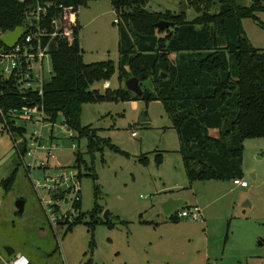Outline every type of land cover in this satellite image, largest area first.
<instances>
[{
  "label": "rangeland",
  "instance_id": "374dc122",
  "mask_svg": "<svg viewBox=\"0 0 264 264\" xmlns=\"http://www.w3.org/2000/svg\"><path fill=\"white\" fill-rule=\"evenodd\" d=\"M185 1L150 0L146 8L156 13H178L182 9L191 21L198 14L188 1L185 8ZM234 1L242 6L253 2ZM76 9L83 61L91 64L111 60L117 67L119 26L111 1L85 0ZM219 11V6L212 8L213 13ZM257 14L264 21V12ZM243 26L254 47L264 49V29L250 18L243 20ZM106 83L118 89V69L110 80L95 82L91 89L104 93ZM153 84L146 82L144 88L154 91ZM143 114L148 119L145 123L141 122ZM81 122L99 129V135L123 153L110 147L96 153L97 180L81 179L82 211L87 216L67 231L66 224L50 223L41 201V197L48 199L49 193L35 188L37 181H45L46 171L26 166L33 158L27 154L24 160L21 158L0 121V180L17 169L12 190L0 188V264H10L12 256H8L6 247L15 249V254H24L32 264H84L90 259L94 264H264V138L244 142L246 188L234 185L233 180L196 181L190 185L178 152L179 136L161 101L87 103ZM18 123L27 124L28 135L40 131L43 142L56 146L51 166H74L79 152L92 164L86 154V140L68 131L62 113L43 127ZM157 151L164 155L161 165L155 160ZM45 155V151L38 152V158ZM143 156L149 158L146 165L139 161ZM176 185H183L180 193L184 192L189 206L198 204L203 208L206 220H168L162 199L169 191H178ZM19 200L25 201L23 214L16 207ZM96 201L103 209L102 219L110 212L113 227L99 223L92 231L87 225Z\"/></svg>",
  "mask_w": 264,
  "mask_h": 264
},
{
  "label": "trees",
  "instance_id": "16d2710c",
  "mask_svg": "<svg viewBox=\"0 0 264 264\" xmlns=\"http://www.w3.org/2000/svg\"><path fill=\"white\" fill-rule=\"evenodd\" d=\"M84 1L76 0L73 5L78 8ZM110 1L119 20L118 66L111 60L91 64L83 61L78 24L75 41L61 42L52 55L53 75L45 82L42 97L34 90L22 92L17 78L0 76V105L4 112L41 103L47 121L52 122L62 113L67 129L75 131L80 140H86V154L92 160L89 165L80 152L76 154L74 167L80 179L97 180L96 153H103L104 147L123 152L101 137L99 129L82 124L84 104L161 101L179 136V152L190 184L243 179L245 140L264 138V49L254 47L242 21L250 18L264 29V21L257 14L264 12V0H253L250 6L234 0H187L198 14L191 21L185 13L148 11L150 0ZM215 6L220 9L217 13L212 12ZM25 10V5L15 0H0V31H13L23 25ZM160 21L175 26L161 32L156 26ZM116 69L118 89L107 88L104 93L91 89L95 82L110 80ZM132 77L139 79L142 97L123 86ZM149 81L154 83V91L144 88ZM0 121L3 123L1 117ZM224 123L229 128L226 132H222ZM4 128L15 143L20 140L19 151L24 153L29 138L27 129L15 122H9V128L4 124ZM214 129L218 130L216 136L212 134ZM155 160L161 165L163 153H156ZM139 161L146 165L149 158L143 156ZM16 174L17 169L0 180L1 190H12ZM102 213L96 201L87 222L92 231L99 223L114 226L110 218L100 217ZM86 216L81 211L67 231L82 223ZM168 220L180 221L176 215ZM94 246L92 238L90 248L93 250ZM84 264H94L93 259Z\"/></svg>",
  "mask_w": 264,
  "mask_h": 264
},
{
  "label": "built area",
  "instance_id": "2783aa9c",
  "mask_svg": "<svg viewBox=\"0 0 264 264\" xmlns=\"http://www.w3.org/2000/svg\"><path fill=\"white\" fill-rule=\"evenodd\" d=\"M15 1L25 5V19L23 25L18 26L22 29V34L12 48L1 41L7 32L0 31L2 43L0 44V76L6 79L17 78L22 92L34 90L42 97L45 82L53 75V66L47 60L49 58L52 61L51 44L54 42L57 50L61 42L75 41L79 24L76 18L77 9L73 5L76 0ZM118 22L119 20L116 19L115 23ZM0 117L8 128L9 122H15L16 126H24L28 129L27 124L18 122H30L43 127L48 116L44 105L35 103L34 106L22 109H10L7 113L0 105ZM132 136L136 137L137 133L133 131ZM28 137L27 149L24 153L19 151L20 140L15 144L23 160L26 154L33 158V162L26 164L28 168H43L47 173L44 182L39 180L34 184L37 190L41 188L49 193L48 199L45 198L46 196L41 197L42 206L53 226L66 224L68 227L80 217L82 211V206L79 207V204H82L79 171L74 166L50 165L51 159L55 157L56 146L52 142L50 144L43 142L40 131H35ZM39 151H45V157L38 158ZM233 184L243 188L248 186L247 181L240 178L233 179ZM172 215H176L179 219L195 221L204 219L203 210L198 204L179 209ZM10 264H31V260L24 254L18 253L11 257Z\"/></svg>",
  "mask_w": 264,
  "mask_h": 264
},
{
  "label": "water",
  "instance_id": "95a60500",
  "mask_svg": "<svg viewBox=\"0 0 264 264\" xmlns=\"http://www.w3.org/2000/svg\"><path fill=\"white\" fill-rule=\"evenodd\" d=\"M184 6L185 8L187 7V1L184 2ZM184 11L181 9L177 15H181L183 14ZM157 28L159 31L161 32H164L166 31L167 29L171 28V27H174L175 24L172 23V22H168V21H160L156 24ZM22 34V29L20 27H17L15 28L13 31H10V32H7L2 38H1V41L7 45L9 48H12L16 41L19 39V37L21 36ZM51 51L54 53L56 52V46H55V43L53 42L51 44ZM166 75H162V78H165ZM125 86L126 88L133 92L134 94H136L138 97H142L143 96V88L140 84V81L138 78L136 77H132L130 79H128L126 82H125ZM147 117L145 114H143V117L141 118V122L142 123H145L147 122ZM229 128H228V125L227 123H224V126L222 127V132H226L228 131ZM70 131V130H68ZM78 160V155H77V158ZM162 209L166 215L167 218H170L171 215L176 212L177 210L179 209H183L185 206H186V200L184 199H176L174 197H169L167 198L166 200H164L162 202ZM16 207H17V210H18V213L19 214H23L24 212V208H25V201L24 200H19L17 203H16ZM110 212L107 211L105 214H104V219L105 220H108L110 218ZM6 252L8 254V256H13L15 254V249L11 248V247H6Z\"/></svg>",
  "mask_w": 264,
  "mask_h": 264
},
{
  "label": "crops",
  "instance_id": "0c3cea01",
  "mask_svg": "<svg viewBox=\"0 0 264 264\" xmlns=\"http://www.w3.org/2000/svg\"><path fill=\"white\" fill-rule=\"evenodd\" d=\"M242 23H243V21H242ZM79 26H80V29H81V25L79 24ZM245 29V28H244ZM79 35H80V31H79ZM250 39V38H249ZM251 41V40H250ZM106 89L107 88H109V83H106ZM212 134H214L215 136L216 135H218V130H216V129H214L213 131H212ZM179 150H180V148H179ZM179 150H178V152H179ZM159 151H157L156 153H158ZM181 154V153H180ZM156 155V154H155ZM164 156V155H163ZM182 161H183V158H182ZM183 165H184V163H183ZM187 175V174H186ZM188 178V177H187ZM244 179V178H243ZM188 181H189V179H188ZM190 183V182H189ZM191 185V184H190ZM183 185H176L174 188H176V189H178V188H180L178 191H176V192H174V191H169L170 192V194H166L165 195V197H164V199H162V202L164 201V200H166L167 198H169V197H174V198H176V199H186V197H185V195L183 194V193H180V191H181V187H182ZM246 188V187H245ZM183 189H186V187H183ZM0 206L2 207V205H1V203H0ZM190 207L189 205H188V203H186V206L185 207ZM193 206V205H192ZM203 209V208H202ZM0 210H1V208H0ZM203 214H204V212H203ZM169 219V218H168ZM203 220H206L205 219V214H204V219ZM202 221V220H201Z\"/></svg>",
  "mask_w": 264,
  "mask_h": 264
}]
</instances>
